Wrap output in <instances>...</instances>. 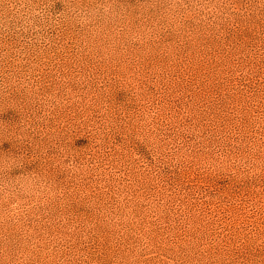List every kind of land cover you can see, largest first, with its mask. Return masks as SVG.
<instances>
[{
  "label": "rangeland",
  "instance_id": "obj_1",
  "mask_svg": "<svg viewBox=\"0 0 264 264\" xmlns=\"http://www.w3.org/2000/svg\"><path fill=\"white\" fill-rule=\"evenodd\" d=\"M0 264H264V0H0Z\"/></svg>",
  "mask_w": 264,
  "mask_h": 264
}]
</instances>
